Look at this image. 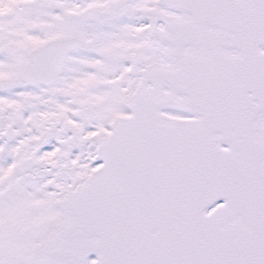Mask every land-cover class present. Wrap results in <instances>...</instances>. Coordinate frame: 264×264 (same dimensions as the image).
<instances>
[{"label":"snow or ice","instance_id":"obj_1","mask_svg":"<svg viewBox=\"0 0 264 264\" xmlns=\"http://www.w3.org/2000/svg\"><path fill=\"white\" fill-rule=\"evenodd\" d=\"M0 264H264V0H0Z\"/></svg>","mask_w":264,"mask_h":264}]
</instances>
